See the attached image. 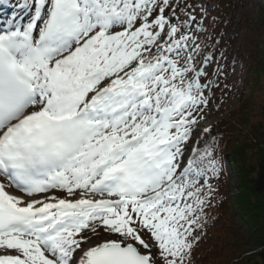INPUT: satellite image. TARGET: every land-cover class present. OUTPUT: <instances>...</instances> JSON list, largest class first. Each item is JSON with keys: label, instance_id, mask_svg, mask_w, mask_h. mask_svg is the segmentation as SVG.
<instances>
[{"label": "snow or ice", "instance_id": "obj_1", "mask_svg": "<svg viewBox=\"0 0 264 264\" xmlns=\"http://www.w3.org/2000/svg\"><path fill=\"white\" fill-rule=\"evenodd\" d=\"M197 7L0 0V264H195L223 171Z\"/></svg>", "mask_w": 264, "mask_h": 264}, {"label": "rangeland", "instance_id": "obj_2", "mask_svg": "<svg viewBox=\"0 0 264 264\" xmlns=\"http://www.w3.org/2000/svg\"><path fill=\"white\" fill-rule=\"evenodd\" d=\"M13 1L15 3V0ZM188 2L202 5L206 10V15L199 11V7L195 11V13L198 11V20L203 17L202 27L205 29L198 35L208 45L206 53L216 52L207 70L209 78L219 84V87L213 89L212 95V99L216 100L219 107L217 108L216 104H209L205 109V119L201 121V127H210L211 137L218 138L215 155L223 164L220 178L212 181L219 185L217 200L214 207L209 209L210 215L215 219L209 220L207 234L195 253V264H233L235 257L239 255L233 242L243 240L242 234L239 236L243 226L239 228L241 225L234 223L232 204L237 195L238 179L227 162L232 161L228 154L233 149V142L238 140L242 143L245 139L243 135L251 134L254 126L262 125L264 121V76L261 87L257 91L254 90L255 72L260 61L257 56L259 51L264 56V0H188ZM222 53L230 57V62L226 65H223ZM217 68L220 71L213 76L212 73ZM249 101H251L248 106L249 113L245 117L247 122H244L242 128L239 126L236 131L234 123L220 127V124L227 122L235 114L236 120L238 118L240 121L241 108L247 107ZM222 129H226L222 135L223 140L219 138ZM208 139L210 137L205 135L204 139L200 140L199 147H203L204 140ZM193 146H196L195 142ZM223 152L227 157H223L225 156ZM190 154L189 151L186 156Z\"/></svg>", "mask_w": 264, "mask_h": 264}, {"label": "trees", "instance_id": "obj_3", "mask_svg": "<svg viewBox=\"0 0 264 264\" xmlns=\"http://www.w3.org/2000/svg\"><path fill=\"white\" fill-rule=\"evenodd\" d=\"M257 56L260 61L256 64V91L261 87L264 76V56L260 51ZM250 102L247 107L241 108L240 121L238 118L236 120L235 114L220 124V127L234 123L236 131L239 126L242 128L244 122H247L245 117L249 113ZM225 130L219 132L222 140ZM253 130L251 134L243 135L245 139L242 143L232 141L233 149L230 153L231 167L238 179L237 195L231 203L234 205L233 218L236 225H241L239 228L243 226V231L239 232L243 240L233 242L239 253L233 264H264V121L262 125L254 126Z\"/></svg>", "mask_w": 264, "mask_h": 264}, {"label": "bare ground", "instance_id": "obj_4", "mask_svg": "<svg viewBox=\"0 0 264 264\" xmlns=\"http://www.w3.org/2000/svg\"><path fill=\"white\" fill-rule=\"evenodd\" d=\"M199 11H200V9H199ZM9 12H10V10H9ZM2 14H3V13L1 12L0 15H2ZM195 15H196V17H197V16L199 17V15H198V11H197V13H195ZM215 53H216V52L212 53V56H214ZM222 61H223V65H226V63H229V62H230V57H228V55H226L225 53H222ZM231 71H233V67L231 68ZM218 99H219V96L217 97V101H218ZM215 101H216V100H215ZM197 136H198V134L194 135V136H193V139H194V140H192V142L188 145V147H189V151H190V149L193 147V143L196 141Z\"/></svg>", "mask_w": 264, "mask_h": 264}]
</instances>
